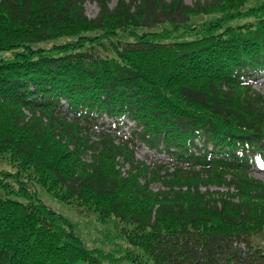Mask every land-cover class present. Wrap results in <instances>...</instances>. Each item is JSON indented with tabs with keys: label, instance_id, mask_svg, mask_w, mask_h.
<instances>
[{
	"label": "trees",
	"instance_id": "16d2710c",
	"mask_svg": "<svg viewBox=\"0 0 264 264\" xmlns=\"http://www.w3.org/2000/svg\"><path fill=\"white\" fill-rule=\"evenodd\" d=\"M91 1L0 0V264H264V0ZM33 185L115 219L126 251L85 247Z\"/></svg>",
	"mask_w": 264,
	"mask_h": 264
},
{
	"label": "rangeland",
	"instance_id": "374dc122",
	"mask_svg": "<svg viewBox=\"0 0 264 264\" xmlns=\"http://www.w3.org/2000/svg\"><path fill=\"white\" fill-rule=\"evenodd\" d=\"M193 1L194 0H183V2L187 5H193ZM115 4L116 0H112L110 2V6H114ZM83 8L85 15L89 18H94L98 14V6L94 1L84 0ZM176 17L179 20L183 19L181 14H176ZM194 20H197V18H190L187 22H193ZM185 22L186 21L183 23ZM0 57L9 58L10 54L5 51H0ZM253 86L255 89L262 91L264 88V78L262 77L255 81ZM125 128L128 129L127 127ZM157 155L158 154L156 153L155 156ZM152 156H154L153 152H148L146 148H138V150H136V158L138 159H149ZM159 156L162 158L165 157L162 153H159ZM123 169L126 168L123 167ZM0 170L10 172L16 171L15 167L10 166V162L7 158L1 155ZM251 175L252 177L264 182V164H257V166L251 170ZM151 187L153 189H158L159 183L152 184ZM30 189H34L33 193L38 200L68 219L76 234L81 238L85 247L109 252L115 256H118L120 253H124L126 251V239L121 235V230L119 225H116L117 222L115 219L110 218L106 221L100 220L99 218L97 219L93 211L88 210L82 205H76L75 201L69 204L65 203L39 185H33ZM211 189H217V187L211 186ZM220 190H225V188L222 187Z\"/></svg>",
	"mask_w": 264,
	"mask_h": 264
}]
</instances>
